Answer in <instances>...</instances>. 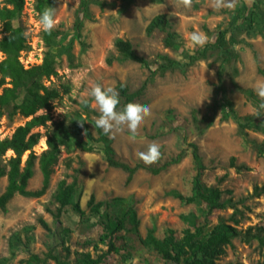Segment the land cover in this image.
<instances>
[{
  "label": "rangeland",
  "instance_id": "374dc122",
  "mask_svg": "<svg viewBox=\"0 0 264 264\" xmlns=\"http://www.w3.org/2000/svg\"><path fill=\"white\" fill-rule=\"evenodd\" d=\"M37 1L25 0L22 12L12 22L25 32L30 30L25 37L27 48L19 60L24 68L39 65L49 52L55 60L56 75L43 84L57 89L60 98L47 113L51 119L47 126L33 130L41 134L33 151L39 155L46 149L40 144H45L52 123L75 114L97 138L95 119L99 112L90 96L96 84L119 92L118 111L129 102H138L150 106L151 115L134 141L126 128L107 136L115 161L140 167L129 183L126 171L108 165L100 143L92 142V152L77 149L76 142L85 137L83 133L77 135L71 126L67 143L72 150L62 148L44 195H16L7 211L0 212V264H26L33 256L39 260L35 264H57L51 257L73 263L81 254L92 258L104 255L101 264H169L143 245L148 231L161 240L172 230L180 241L187 230L207 233L219 224L242 231L248 227L264 229V194H253L255 187L264 186V152L258 154L259 147L264 149V109L245 94L249 90L256 95L255 84L264 82V0H236L233 9L220 10L211 7V0H193L190 9L179 6L176 0H88V16L80 12L79 0H55L56 26L52 31L56 38L49 47L37 24ZM95 1L107 6L100 8ZM159 15L166 16L169 29L147 33L150 21ZM80 21L82 27L77 33ZM166 31L174 34L170 46L165 45ZM194 31L209 38L204 46L191 45L189 34ZM220 32L225 33L222 47L216 42ZM3 36L0 23V39ZM118 39L130 42L149 68L121 60L114 45ZM4 58L0 52V61ZM169 61L176 65L163 70ZM119 84L124 85L128 98L120 93ZM84 102L88 110L82 108ZM11 106L3 109L0 140L28 121L13 113ZM245 116H252L253 121L250 128L241 130L238 125ZM151 142L160 146L162 156L158 163L146 166L137 153ZM190 143L197 145L205 167L203 187L217 188L220 201L231 199L236 210L208 213L204 202L182 204L170 194L192 195L196 168ZM11 155L8 151L5 157ZM25 159L26 154L21 167ZM74 178L73 202L55 219L52 213L58 208L54 197L59 184H70ZM6 183L5 177L0 179V194ZM27 184L28 191L41 187L37 163ZM91 196L95 203L130 199L139 221L136 231L127 223L124 230L100 242V219L87 206ZM74 204L84 211L83 216L73 210ZM105 210L109 211L103 206L101 212ZM109 241L116 252H107ZM222 248L215 264H264V247L256 241L245 244L235 238Z\"/></svg>",
  "mask_w": 264,
  "mask_h": 264
},
{
  "label": "trees",
  "instance_id": "16d2710c",
  "mask_svg": "<svg viewBox=\"0 0 264 264\" xmlns=\"http://www.w3.org/2000/svg\"><path fill=\"white\" fill-rule=\"evenodd\" d=\"M95 3L100 8L107 6V3L103 1H95ZM24 4L25 0H2V6H0V23L2 25V33L4 34L0 39V52L5 56L0 61V119L4 114V107L9 104H12L13 113H17L28 119L23 126L17 127L10 137L0 140V179H4V177L7 179L6 188L0 194V212L3 213L7 211L8 203L16 195L32 198H39L41 195H44L48 189L54 167L58 163L62 148H65L67 152H71L72 150L67 143V140L71 137V126L76 128L77 135L83 133L85 137L82 141L81 139L78 140L75 147L85 152H92L95 150L92 147V142L96 141L100 143L108 165L110 167L122 168L127 172L126 183L131 181L132 176L140 168L139 166L129 167L115 161L113 159L114 150L110 139L104 135L101 129L96 127L97 138L95 139L85 124L84 119L77 114L71 117L66 116L62 120L52 123L50 130L46 134V149L42 150L39 155L33 151V148L41 138V134L33 132V130L38 127L47 126V122L51 120L47 113L52 110L53 101L60 98V93L57 89L46 87L43 84V80H49L50 77L56 75L55 69H53L55 60L49 52L45 54L39 65L24 68L19 60L20 53L27 48L24 35L25 29L22 26H13L12 22L22 12ZM48 6L54 7L55 0H38L35 6L38 15ZM79 10L83 16H88V0H79ZM81 27L82 21L76 24L75 30L77 33H79ZM154 29H169V22L165 15L153 18L147 26L146 31L150 33ZM166 32L165 45L170 46L174 34ZM224 36L225 33L220 32L216 41L218 47L224 46ZM55 38V32H43V40L48 47L53 43ZM114 45L121 60L131 61L149 68V63L136 54L130 42L118 39ZM175 65V62L169 61L168 65L162 67V69H172ZM151 73L153 74L154 71H151ZM118 88L122 96L128 98L124 85L119 84ZM245 94L253 103L260 105V99L251 91L246 90ZM82 106L85 110L89 109L86 102ZM41 111H44V113L38 114ZM242 120L243 122H240L238 125L241 130L250 128L253 117L245 116ZM211 123L212 121H210L209 126ZM189 147L192 149V160L196 168L192 195L183 196L176 191H171L170 194L182 204H192L200 200L206 204L208 213L225 208L236 210V205L231 199L223 202L220 201L221 193L217 188L205 189L203 187L201 177L205 171V167L199 156L197 145L190 143ZM8 151H11L12 155L5 157ZM263 152L264 149L259 147L258 154L262 155ZM25 154L26 159L21 167L22 157ZM174 161L177 162L178 159ZM36 163L42 175V184L38 190L28 191L27 183L33 177ZM240 168L238 167L237 169L239 170ZM153 173H157V170H153ZM59 185V189L54 197L58 208L55 213H52L55 219H58L63 210L72 204L77 179L74 178L70 184L61 182ZM253 194L255 196L263 195L264 186L255 187ZM87 206L100 219L99 224L103 230L99 238L100 242H104L115 233L124 230L127 223H131L133 231H136L138 227L139 221L130 199L114 198L109 202L95 203L94 197L91 196ZM103 206L109 209V211L105 210L101 212ZM72 208L80 216L84 215V211L81 210L78 204H74ZM235 222L237 223V221ZM41 223L46 227L43 221ZM235 238L245 244L256 241L260 247H264V229L262 227H248L242 231L226 224L216 225L207 233H203L200 229L195 230L193 233L187 230L180 241L176 240L172 230L168 231L167 236L161 240L154 236L153 231H148L142 243L157 252L169 264H215V258L223 253L222 247L229 244ZM114 251L116 252L117 249L109 241L107 252ZM51 258L57 264H101L104 255L92 258L89 254H81L73 263L61 261L56 257ZM38 261V258L33 256L26 261V264H35Z\"/></svg>",
  "mask_w": 264,
  "mask_h": 264
},
{
  "label": "clouds",
  "instance_id": "9594fccd",
  "mask_svg": "<svg viewBox=\"0 0 264 264\" xmlns=\"http://www.w3.org/2000/svg\"><path fill=\"white\" fill-rule=\"evenodd\" d=\"M235 3L236 0H211V7L214 10L233 9ZM176 4L185 9H190L193 0H176ZM56 12V8L48 6L42 13H39L37 24L43 31L50 33L56 26ZM29 31L24 33L25 37L29 35ZM189 40L191 45L195 47L204 46L209 38L194 31L189 34ZM254 92L261 101L260 108L264 109V82H257L254 86ZM90 96L99 112V116L95 119V127L101 129L106 136H114L123 132L126 128L130 133L129 138L134 141L141 126L151 115L150 106L138 102H129L118 111L117 108L120 104L119 92L111 86L105 88L100 84H96L91 88ZM161 156L160 146L156 142L149 143L145 150L137 153V158L146 166L158 163Z\"/></svg>",
  "mask_w": 264,
  "mask_h": 264
},
{
  "label": "bare ground",
  "instance_id": "6f19581e",
  "mask_svg": "<svg viewBox=\"0 0 264 264\" xmlns=\"http://www.w3.org/2000/svg\"><path fill=\"white\" fill-rule=\"evenodd\" d=\"M46 148V146H45V144L42 142L41 144H40V148ZM9 152H11V151H9Z\"/></svg>",
  "mask_w": 264,
  "mask_h": 264
}]
</instances>
